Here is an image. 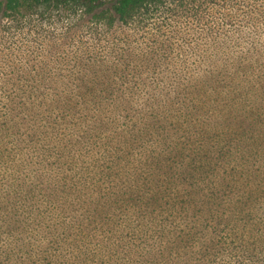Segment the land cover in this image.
Listing matches in <instances>:
<instances>
[{"label": "trees", "instance_id": "1", "mask_svg": "<svg viewBox=\"0 0 264 264\" xmlns=\"http://www.w3.org/2000/svg\"><path fill=\"white\" fill-rule=\"evenodd\" d=\"M61 1L126 23L153 0ZM236 24L147 76L98 54L112 70L75 87L0 68V264H264V24Z\"/></svg>", "mask_w": 264, "mask_h": 264}, {"label": "rangeland", "instance_id": "2", "mask_svg": "<svg viewBox=\"0 0 264 264\" xmlns=\"http://www.w3.org/2000/svg\"><path fill=\"white\" fill-rule=\"evenodd\" d=\"M106 6L98 9H103L105 19L93 17L85 6L61 0L34 3L14 15L0 16L2 72L48 73L49 78L40 76L32 83L41 88L75 87L79 81L70 77L73 73L112 70L110 64L89 60L91 54H98L108 62H129L134 72L141 66L147 76L153 72L155 57L161 59L158 54L171 53L169 61L159 67L167 70L196 53L216 52L210 47L214 41L243 38L229 27L233 23L264 24V0H153L126 23L120 19L113 23ZM224 19L232 22L220 27L221 33L210 28Z\"/></svg>", "mask_w": 264, "mask_h": 264}]
</instances>
